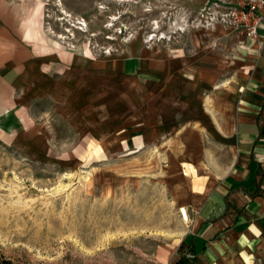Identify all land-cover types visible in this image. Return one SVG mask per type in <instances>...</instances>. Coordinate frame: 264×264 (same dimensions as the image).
Segmentation results:
<instances>
[{
    "label": "rangeland",
    "instance_id": "obj_1",
    "mask_svg": "<svg viewBox=\"0 0 264 264\" xmlns=\"http://www.w3.org/2000/svg\"><path fill=\"white\" fill-rule=\"evenodd\" d=\"M217 15L207 0H0V28L38 63L25 81L0 58V257L184 252L179 207L231 164L235 76L255 59L248 33Z\"/></svg>",
    "mask_w": 264,
    "mask_h": 264
},
{
    "label": "crops",
    "instance_id": "obj_2",
    "mask_svg": "<svg viewBox=\"0 0 264 264\" xmlns=\"http://www.w3.org/2000/svg\"><path fill=\"white\" fill-rule=\"evenodd\" d=\"M251 40L255 59L235 76L234 107L226 126L233 160L220 178L202 180L203 186L182 205L190 224L177 244L178 252L185 243L184 252L171 264L184 255L187 264H248L264 257V23ZM0 52V58L17 63L25 81L38 67L28 43L3 27ZM139 76L157 81L149 73Z\"/></svg>",
    "mask_w": 264,
    "mask_h": 264
},
{
    "label": "built area",
    "instance_id": "obj_3",
    "mask_svg": "<svg viewBox=\"0 0 264 264\" xmlns=\"http://www.w3.org/2000/svg\"><path fill=\"white\" fill-rule=\"evenodd\" d=\"M216 17H224L245 30L250 37H256L260 26L264 23V0H207ZM225 10V11H224ZM179 213L185 221H190L188 209L179 208ZM184 255L183 258H187Z\"/></svg>",
    "mask_w": 264,
    "mask_h": 264
},
{
    "label": "trees",
    "instance_id": "obj_4",
    "mask_svg": "<svg viewBox=\"0 0 264 264\" xmlns=\"http://www.w3.org/2000/svg\"><path fill=\"white\" fill-rule=\"evenodd\" d=\"M185 243L183 242L180 246L179 250H182L184 248ZM188 260L187 258H181L180 260L177 261L176 264H187ZM0 264H14L11 259L5 258V257H0Z\"/></svg>",
    "mask_w": 264,
    "mask_h": 264
},
{
    "label": "bare ground",
    "instance_id": "obj_5",
    "mask_svg": "<svg viewBox=\"0 0 264 264\" xmlns=\"http://www.w3.org/2000/svg\"><path fill=\"white\" fill-rule=\"evenodd\" d=\"M81 29V28H80ZM184 221H185V219L184 218H182ZM185 222H189V220L188 221H185Z\"/></svg>",
    "mask_w": 264,
    "mask_h": 264
}]
</instances>
